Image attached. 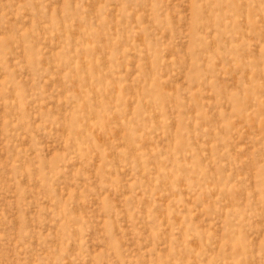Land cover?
Segmentation results:
<instances>
[{
	"label": "rangeland",
	"instance_id": "rangeland-1",
	"mask_svg": "<svg viewBox=\"0 0 264 264\" xmlns=\"http://www.w3.org/2000/svg\"><path fill=\"white\" fill-rule=\"evenodd\" d=\"M0 264H264V0H0Z\"/></svg>",
	"mask_w": 264,
	"mask_h": 264
}]
</instances>
